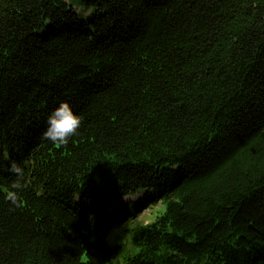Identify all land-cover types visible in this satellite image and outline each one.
<instances>
[{
	"label": "trees",
	"instance_id": "1",
	"mask_svg": "<svg viewBox=\"0 0 264 264\" xmlns=\"http://www.w3.org/2000/svg\"><path fill=\"white\" fill-rule=\"evenodd\" d=\"M157 202L124 264H264V0H0V264H119Z\"/></svg>",
	"mask_w": 264,
	"mask_h": 264
},
{
	"label": "clouds",
	"instance_id": "2",
	"mask_svg": "<svg viewBox=\"0 0 264 264\" xmlns=\"http://www.w3.org/2000/svg\"><path fill=\"white\" fill-rule=\"evenodd\" d=\"M84 117L74 111L73 106L67 100L61 101L47 116V126L41 133V139L50 141L56 145H67L71 138L78 134ZM3 159L7 160L5 154ZM8 171L15 176L6 189V196L13 202L17 201L26 187L25 170L21 163L14 160L9 162Z\"/></svg>",
	"mask_w": 264,
	"mask_h": 264
},
{
	"label": "rangeland",
	"instance_id": "3",
	"mask_svg": "<svg viewBox=\"0 0 264 264\" xmlns=\"http://www.w3.org/2000/svg\"><path fill=\"white\" fill-rule=\"evenodd\" d=\"M85 14H87V12H85ZM140 197L141 195L128 196L123 201L125 203L135 204L139 201ZM161 209L162 206L159 202H157L155 205L149 203L148 206H144L139 210L136 217H129L130 220L128 223L125 221L118 222V220L112 222L110 230L107 234V240L111 245L120 246L118 250V259L120 261L119 264H124V257L128 255V251L130 249V244L128 242V234L130 230L152 221L158 211Z\"/></svg>",
	"mask_w": 264,
	"mask_h": 264
}]
</instances>
